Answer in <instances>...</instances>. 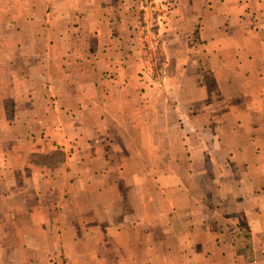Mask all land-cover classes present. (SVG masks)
Here are the masks:
<instances>
[{
  "label": "crops",
  "instance_id": "crops-1",
  "mask_svg": "<svg viewBox=\"0 0 264 264\" xmlns=\"http://www.w3.org/2000/svg\"><path fill=\"white\" fill-rule=\"evenodd\" d=\"M197 2L199 8L191 11L179 1L166 32L179 43L175 52L195 37L187 46L184 71L193 68L198 76H210L211 83L200 82V113L193 110V99L172 106L181 109V119L201 123L190 131L200 141L210 134L213 142L201 141L204 145L194 148L187 143L192 135H185L180 152L189 154L187 177L169 174L160 181L152 174L150 179L152 185L203 188L217 179L216 195L203 202L186 190L174 194L175 199L183 196L186 205L176 208L170 202L164 213L148 214L146 208L160 195L142 197L140 206V194H126L130 177L143 184L145 155L161 153L159 146L140 142L145 136L140 135L139 116L131 120L128 115L130 97H138L141 83L134 70L115 63L111 69L118 76L109 94L98 90L88 74L79 83L61 62L73 52L52 45L41 56L47 60L44 70L50 69L49 57L58 62H51L54 71L43 72L36 81L42 89L24 95L29 111L15 113L14 107L13 115L0 113V125L8 124V144L0 148V264H264V0ZM99 14L105 27L108 19ZM96 32L97 39L108 42L98 54L113 58L121 37L101 38ZM128 48L135 50L131 43ZM120 74L131 77L120 82ZM212 87L219 96L204 100ZM231 89L232 98L225 95ZM112 95L122 102H114ZM5 100L0 99L1 106ZM38 101L44 105L40 116L34 108ZM36 126L41 130L34 132ZM15 129L25 145L16 146ZM56 153L64 159L33 160ZM113 190L114 197H108ZM130 198L136 206L125 203Z\"/></svg>",
  "mask_w": 264,
  "mask_h": 264
},
{
  "label": "rangeland",
  "instance_id": "rangeland-1",
  "mask_svg": "<svg viewBox=\"0 0 264 264\" xmlns=\"http://www.w3.org/2000/svg\"><path fill=\"white\" fill-rule=\"evenodd\" d=\"M179 1L185 3L191 11H193V7L199 8L200 5L197 2L199 0H0V99L6 98L5 106L0 104V113L13 115L14 107L15 113L23 114L25 110L29 111L30 106H26L29 101L23 100L24 95L42 89V85L36 81L40 75H43V72L49 70L53 72L52 66L58 62L56 56L49 57V61L54 64L48 63L50 69L44 70L47 60L41 56L46 49L53 50L52 45L57 47L54 50L73 52L74 56L64 57L61 62L69 72L71 69L74 80L81 83L80 80H84V74H88L97 89H103L108 94L112 92V82L117 80L115 76H118L111 69L110 63L118 64L124 70L135 71V79L141 85L136 90L138 97H130L128 115L131 120L139 116L137 119H140V135L145 136L140 142L156 145L157 148L159 146L161 153H158L156 157L151 154L145 155L148 160L143 167L145 169L141 171L144 176L143 184L140 182L134 184L130 177V186L123 189L126 194L132 196L140 194V206L143 204L142 197H150L153 194L160 195L153 205L146 208L148 214L164 213L170 202L176 208L187 204L183 196L175 199L174 194L178 195L189 190L193 192L194 199L206 202V199L209 200L216 195V188H218L217 179L205 188L200 184L177 186L171 182H164L160 186L152 185L150 179L152 174L160 181L167 178L169 174L182 179L187 177L185 165L190 160L189 154L180 152L185 135H192L187 143H192L191 147L194 148L204 145L201 141H207L209 143L206 144L209 145H211L210 142H213L210 134L207 135L206 140L203 137L204 140L200 141L199 137L190 131L195 129L196 125L200 127L201 123L194 121L191 124L188 120L185 121V118L181 119V109L172 106L174 101L184 102L186 99H193V110L200 113V110L204 108L200 105L203 100L199 89L200 82L203 81L209 85L211 83L210 76L205 74L203 77L201 74L198 76L193 68L189 70L190 75L184 71L187 67V46L192 47L191 42L195 43V37H189V40H192L188 45L180 43L181 47L175 52L174 47L179 43L174 42L175 37L170 34L171 31L166 32L168 26L173 23L172 18L177 17L174 10ZM100 12L103 18L107 17L108 19V25H104L105 27L99 23ZM96 13L98 16H95ZM57 16L60 17L57 18ZM96 17H98L97 20ZM95 30L98 31L96 35L101 38L102 35L121 37L120 42L115 45L116 51L113 58L106 55L100 57L98 54V51L108 48V42L97 39L94 36ZM58 37L64 38L58 41ZM132 40H134L133 44ZM130 43L135 50L132 51L131 48H128ZM123 51H126L128 55L132 52L135 53L134 56L128 57L123 54ZM169 52H174V55L168 56ZM95 53L98 54L97 58ZM193 74L198 77L193 80L189 79V76H193ZM130 77L131 74H120V82L126 83ZM13 79L16 80L15 83L12 82ZM225 95L232 98L233 90L225 91ZM94 96L95 98L100 96L95 89ZM218 96L219 92L212 87V91L208 93V96H205L204 100L207 98L216 100ZM111 98L117 104L122 102L119 95H112ZM34 108L39 116L44 111L41 101L34 103ZM142 123L145 124L142 125ZM224 124L222 133L227 130V126ZM6 125H8L7 122L5 125H0V148L8 144L6 136L8 127ZM40 130L38 126L33 128L34 132ZM15 131L18 137L16 146L25 145L22 133L19 132V129H15ZM147 135L150 136L147 137ZM169 149H172L171 152L168 151ZM3 156L2 154L1 157ZM64 156V154L56 153L46 160L38 157L33 160L38 163L39 161L54 162L63 160ZM152 158L155 159L154 162H152ZM153 164L154 168L152 169ZM133 172L134 170L131 169L128 174ZM136 172L140 177V169H137ZM216 177L220 178L217 173ZM230 177L232 178V176ZM196 181L199 180L196 179ZM220 186L223 184L221 183ZM224 186L225 189L232 190L231 185ZM202 189L204 190L202 191ZM115 193V190L111 191V196L108 195V197H114ZM125 203L130 207L137 205L136 199L134 201L132 198ZM114 205H118V203L115 202ZM230 205L229 203L225 204L226 207H230ZM192 208L195 213V206ZM175 225L178 226L176 223Z\"/></svg>",
  "mask_w": 264,
  "mask_h": 264
},
{
  "label": "trees",
  "instance_id": "trees-1",
  "mask_svg": "<svg viewBox=\"0 0 264 264\" xmlns=\"http://www.w3.org/2000/svg\"><path fill=\"white\" fill-rule=\"evenodd\" d=\"M51 156H52V155H51ZM37 157H38V158H42L43 156L38 155ZM49 157H50V156L46 157V159L49 158ZM46 159H45V160H46Z\"/></svg>",
  "mask_w": 264,
  "mask_h": 264
}]
</instances>
